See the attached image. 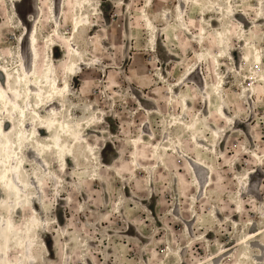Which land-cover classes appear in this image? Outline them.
<instances>
[{
	"label": "rangeland",
	"instance_id": "374dc122",
	"mask_svg": "<svg viewBox=\"0 0 264 264\" xmlns=\"http://www.w3.org/2000/svg\"><path fill=\"white\" fill-rule=\"evenodd\" d=\"M28 30L76 140L66 167L52 139L19 151L25 264H264V0H0V68L29 62Z\"/></svg>",
	"mask_w": 264,
	"mask_h": 264
},
{
	"label": "bare ground",
	"instance_id": "6f19581e",
	"mask_svg": "<svg viewBox=\"0 0 264 264\" xmlns=\"http://www.w3.org/2000/svg\"><path fill=\"white\" fill-rule=\"evenodd\" d=\"M32 5L33 3H29L27 9L33 10L34 7L30 8ZM145 18L146 25L154 32L156 25L153 18L148 15ZM221 37L223 34L218 37L219 42ZM22 43L27 45L29 62H21L16 71H9L7 67L6 71L5 67L0 68L1 74L5 76V82L0 80V183L2 191L8 194V198L0 200V207L7 206L10 212H14L17 216H21L24 212L25 216L20 224H18L20 220L14 221L12 217L3 224L0 220V264H25L26 259L22 260L21 252H25L28 241L32 239L29 233L42 226V221L37 216L34 194H27L29 188L37 187V185L34 180L29 183L28 180L23 179L22 165L23 162L26 163L25 160L29 162V159L24 154L20 155L19 151L23 149V145L28 144L31 146L29 151L44 154L45 148L50 146L45 141L38 140L37 136L44 137L45 140L52 139L51 149L59 165L66 167L72 158L76 140L71 121L61 122L57 118L62 100L59 101L56 97L66 93V83L62 85L57 83V71L49 53L46 54L48 63L40 64L42 60L33 33L30 34L28 30ZM244 58L252 60L249 54H246ZM189 99V96H183L186 106L189 104ZM219 110L225 114L223 105L219 106ZM178 122L191 130L194 129L193 123L189 126V123L186 124L184 121L178 120ZM143 135L144 133L139 135L136 141L141 142ZM13 154H16V158L12 157ZM28 205L32 207L29 208ZM30 210L33 211L32 214ZM2 216L0 214V219ZM14 240L22 249H18L16 254L11 253ZM40 246L39 250L27 249V258L44 264L45 253L42 245Z\"/></svg>",
	"mask_w": 264,
	"mask_h": 264
}]
</instances>
